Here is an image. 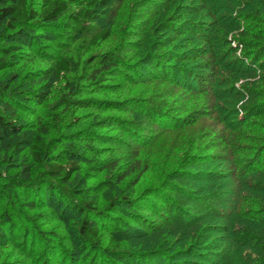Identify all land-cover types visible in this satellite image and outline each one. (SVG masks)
Segmentation results:
<instances>
[{"label":"rangeland","instance_id":"1","mask_svg":"<svg viewBox=\"0 0 264 264\" xmlns=\"http://www.w3.org/2000/svg\"><path fill=\"white\" fill-rule=\"evenodd\" d=\"M68 1L69 13L81 9L79 0ZM104 1L91 30L74 31L64 21L39 33L36 46L20 57V74L48 68L61 57L71 63L62 82H49L44 101L20 100L26 126L49 122L66 101L86 104L76 111L75 124L60 129L39 167L26 154L27 133L0 134V155L18 143L12 161L0 166V182L29 185L36 178L32 186L51 182L56 194L42 191L27 199L18 186L13 199L0 193V264H264L257 248L264 238V174L248 173L245 165L251 145L264 146V64L258 68L253 55L245 58L256 49L244 52L248 45L236 42L237 31L221 34L234 19L248 18L244 30L248 24L259 38L257 49L264 46V0H172L171 9L162 0L152 9L145 4L150 0ZM172 10L184 14L180 38L154 31ZM101 30L108 36L93 45L91 37ZM228 46L235 49L232 55ZM213 49L216 71L205 70ZM173 55L177 60L171 61ZM162 57L177 74L160 75L154 60ZM114 59L116 72L91 79ZM151 107L158 112L152 117ZM237 131L251 135L232 144L247 147L239 160L221 147L222 136ZM49 162L77 169L67 181L50 180L44 172ZM215 194L223 202H202ZM83 220L98 226L100 247L77 236ZM244 225L255 229L250 227L245 244L235 240ZM110 234L123 255L102 252Z\"/></svg>","mask_w":264,"mask_h":264},{"label":"trees","instance_id":"2","mask_svg":"<svg viewBox=\"0 0 264 264\" xmlns=\"http://www.w3.org/2000/svg\"><path fill=\"white\" fill-rule=\"evenodd\" d=\"M162 1L163 2L161 4L164 8L165 6H167V8L171 9L174 6L172 4V0ZM200 1L201 4L205 3V0ZM103 2L106 1L79 0L77 4H79L81 9L69 13L68 8L70 3L68 0H0V73L3 76L6 72H10L9 77H6V74L3 77H0V134L5 132H9V134H15V132H17L18 130H23L25 133H27V140H25L26 146L24 147L26 149L27 156L30 157L32 163L35 164V167H39L41 164H43L46 158L45 155L47 151L50 150L52 142H54V140L59 136L60 129L70 123L75 124L74 122L77 121V117L75 116L76 111L83 106L80 104L85 105L86 102L73 100L66 101L63 109L53 112L52 119L49 122H44L41 121V119H38L35 121V123L28 124L29 126H26L22 122L23 112L22 108L20 107V100L31 97L30 99L34 100L35 102L44 101L47 98V91L45 90L49 88V82H62L64 76L68 75V72H70L71 70V63L67 58L61 57L59 59L53 60L48 68L38 69L35 72L32 71L20 74L17 70V66L19 65L21 60L20 57L29 50V46L34 44L36 46L37 42L35 43L33 42V40H35L36 36L39 33L55 30L56 28L61 27L64 21L66 25H70V28L74 31L84 33L85 31L91 30L97 7ZM156 3H158L157 0H150L145 4L152 9L156 6ZM257 3L260 6L263 5L259 1H257ZM157 11L158 10H154L153 12ZM183 15L184 14H182L180 17H177L176 11L172 10L169 15H166L165 17L160 19V23L155 26L154 31H171L173 32V36H175L176 38H180L182 36L180 24ZM240 20L241 21L238 22V20L234 19L233 22H235V24L225 25V28L222 30L221 34L223 36L231 30L237 31L238 34L236 35V42L242 47L244 46V44L248 45L244 49V52L247 51L248 47H254V49H256V51L254 52L251 51V54L248 53V55H244L245 58L247 59L248 57H252L253 55V59H255V62L261 63L257 67L261 68L262 64H264V46H259V49H257V42L259 41V38L255 35L254 32L250 30L248 24L247 28L244 30V25L248 22L249 19L247 18V20H244L240 18ZM261 30L262 28L258 29V31ZM247 35L251 37L252 42L247 43ZM107 36L108 31L101 30L99 33H96L94 36H92L90 41L93 45H96L98 44V42L103 41ZM210 42L211 41L207 43L213 47L212 43ZM38 49H40L39 46ZM227 49L229 55H232L235 52L234 47L230 48V46H228ZM172 54V52L167 53V55L170 56H172ZM173 56L174 57H171V61L177 60L175 55ZM217 56L218 54L213 49L210 53V58L204 60L203 66L205 70L213 71L216 69L214 62L215 59H217ZM162 58L163 60H158L157 58L154 60V65L156 66L154 67L157 71H160V75L164 77L165 73L167 74L169 72L177 74L178 71H175V68H173L171 65L168 67V65L165 63V57ZM113 61L115 62L103 65L101 69L96 70L91 75V79H96L99 77V79L101 80V78H103L102 76L107 74L108 72H116L119 67V62H116V59H114ZM183 74L185 76V71L182 72V75ZM14 75H16L15 78H13ZM9 79H12L13 82L9 81ZM235 79L237 78L235 77ZM235 93H237L236 96L239 95V91H235ZM151 111L152 112H150V115L152 117V114L157 112V110H154L151 107ZM251 115L254 116L255 114ZM158 116L160 117V115ZM249 125L250 124L248 123V125L243 126L247 132L251 128V125ZM25 127H29V129ZM250 136L242 131H237L235 135L224 134V136H222L223 139L221 142V147L223 149H229L234 159L239 160L240 155L248 154V151L246 150L247 147H242L239 145H235L234 147L232 146V144H234L235 139L238 140L239 138H242V140H249L251 138ZM45 138H49V141L51 142L45 140ZM257 142L261 144L263 142V139H260V141L257 140ZM17 146L18 143L8 146L7 150L0 155V166L5 167L6 164L12 161L11 154H13V152L16 150ZM230 146L232 147V149ZM253 146L251 145V148L248 149L249 151H254L252 152L251 159L248 158L247 160H245V165L247 164L249 170L248 173L256 171L264 174V146L263 148L261 147L259 149L260 151L257 149L258 145H256V148ZM257 159H259V163L253 165V163ZM73 164L74 163H71L67 168H65L66 166H63L62 164H59L57 162H49L45 165L44 172L50 180L58 179L67 181L71 177L72 172L77 169V167ZM1 176L2 175H0V177ZM26 177L30 178L31 176L29 174H26ZM34 181H36V178H34V180H31V182ZM30 183L29 185L25 183L20 184L14 180L6 179L5 183L0 182V193L2 192L5 195L10 194V198L12 197L13 199L14 194L12 193L16 192L14 188L18 186V188H22L24 192L23 194L27 199H30V197H38L42 193V191H48L50 195L55 194V189L51 182H46L42 187H35ZM261 195L263 197L259 199L264 200V194ZM222 199L223 198L221 196L218 197L217 194L210 196L206 195L202 198V202H205L206 205V201L212 204H218L220 201L223 202ZM65 200L67 205L71 204L70 202H67V199ZM63 202L65 201L63 200ZM132 203L135 202H131V204ZM257 203L259 202L255 201V205H257ZM31 205L35 207L33 202ZM87 211L95 213V210L93 209H89ZM238 214H240L239 216L245 218L243 216V212L240 211ZM100 215V213H97V218H100ZM246 220L251 221L252 223L256 222L251 217L247 218ZM244 227L246 233H238L235 240L239 241V243L245 244V240L250 237L247 232L251 231V225L248 227L244 225ZM77 233V236L81 238L83 243L89 246L92 245L100 247L102 240L100 237L98 226H94L92 224H89L86 220H83L78 228ZM235 233H237V231H235ZM259 243L260 245L257 248L260 250L261 254H264V238L259 240ZM119 247L120 241L115 237V235L110 234L108 241L102 248V252L109 255L111 254L114 256H121L123 255V253L120 251ZM152 253L153 252H150L149 254ZM41 259L39 261H41ZM151 259L153 262H156V260L158 259L159 262L160 260L164 261V259L160 258L159 256L152 257ZM40 264H47V262L43 260Z\"/></svg>","mask_w":264,"mask_h":264}]
</instances>
